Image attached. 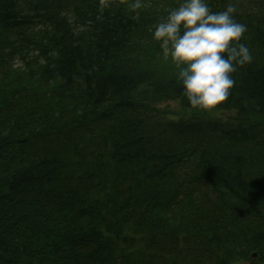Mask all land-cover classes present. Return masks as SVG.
<instances>
[{"label":"trees","instance_id":"obj_1","mask_svg":"<svg viewBox=\"0 0 264 264\" xmlns=\"http://www.w3.org/2000/svg\"><path fill=\"white\" fill-rule=\"evenodd\" d=\"M206 2L253 61L171 118L202 112L150 63L183 0H0V264H264V0Z\"/></svg>","mask_w":264,"mask_h":264},{"label":"clouds","instance_id":"obj_2","mask_svg":"<svg viewBox=\"0 0 264 264\" xmlns=\"http://www.w3.org/2000/svg\"><path fill=\"white\" fill-rule=\"evenodd\" d=\"M237 11L231 2L214 12L206 0H183L154 28L153 39L170 45L182 95L194 109L212 114L229 98L233 73L253 61Z\"/></svg>","mask_w":264,"mask_h":264},{"label":"rangeland","instance_id":"obj_3","mask_svg":"<svg viewBox=\"0 0 264 264\" xmlns=\"http://www.w3.org/2000/svg\"><path fill=\"white\" fill-rule=\"evenodd\" d=\"M159 42L163 43V41H159ZM163 48L164 49L166 48V44H164ZM153 49L151 50V53H149V54H151V58H150L151 62L150 63L157 66L160 69V71L170 70L174 67V63L171 60L170 54L167 53V54H162V55H156V54H154ZM6 82H8V80H6ZM159 108L162 111V113H164L166 116L171 117V118H179V117H187V116H202V115H206V117H216V113L209 114V113L204 112V111L197 112L196 110L183 109L179 106V103L177 101L164 102V103L159 105ZM123 235H124V239H125L127 244L139 242V239H140L139 235H135L132 233H126V232ZM121 243H122V240L120 241V244ZM119 247H121L122 249H125V252H127V250H128V247H124V246H119ZM180 253L181 252H178V253H176V255H178ZM176 259H179V257ZM232 264H243V263L236 260L235 262H232Z\"/></svg>","mask_w":264,"mask_h":264}]
</instances>
